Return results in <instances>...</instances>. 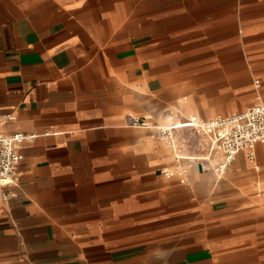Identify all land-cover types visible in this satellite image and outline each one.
I'll list each match as a JSON object with an SVG mask.
<instances>
[{
    "label": "crops",
    "instance_id": "obj_1",
    "mask_svg": "<svg viewBox=\"0 0 264 264\" xmlns=\"http://www.w3.org/2000/svg\"><path fill=\"white\" fill-rule=\"evenodd\" d=\"M259 101L264 0H0L1 129L35 135L0 195V264H264V142L257 168L216 150L183 183L126 119Z\"/></svg>",
    "mask_w": 264,
    "mask_h": 264
},
{
    "label": "built area",
    "instance_id": "obj_2",
    "mask_svg": "<svg viewBox=\"0 0 264 264\" xmlns=\"http://www.w3.org/2000/svg\"><path fill=\"white\" fill-rule=\"evenodd\" d=\"M259 85L258 78L254 81ZM12 117L11 113L0 115V195L7 198L10 195L8 186L17 182V163L22 155L17 146L24 140L31 141L34 134L24 132L5 133L2 124ZM149 115L128 113L127 122L130 125H140L153 128L155 136L171 148L173 162L170 166L159 168L166 177H176L180 182L187 181V174L193 165L201 169L213 167L211 156L214 151L222 154V161L217 165L223 171L236 153L243 150L246 158L254 168H257L254 146L264 142V102L259 101L243 110L232 111L224 115L201 118L190 114L180 121H169L158 124L151 123Z\"/></svg>",
    "mask_w": 264,
    "mask_h": 264
},
{
    "label": "rangeland",
    "instance_id": "obj_3",
    "mask_svg": "<svg viewBox=\"0 0 264 264\" xmlns=\"http://www.w3.org/2000/svg\"><path fill=\"white\" fill-rule=\"evenodd\" d=\"M255 79L256 78H253V84L255 85V83H254V81H255ZM243 107V106H242ZM149 115V114H148ZM149 116H151V115H149ZM211 116V115H210ZM214 116V115H213ZM152 117V116H151ZM164 121H160V122H158V124H160V123H163ZM151 123H153V120H152V118H151Z\"/></svg>",
    "mask_w": 264,
    "mask_h": 264
},
{
    "label": "water",
    "instance_id": "obj_4",
    "mask_svg": "<svg viewBox=\"0 0 264 264\" xmlns=\"http://www.w3.org/2000/svg\"><path fill=\"white\" fill-rule=\"evenodd\" d=\"M199 168H201L200 165H199Z\"/></svg>",
    "mask_w": 264,
    "mask_h": 264
}]
</instances>
